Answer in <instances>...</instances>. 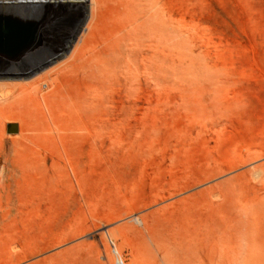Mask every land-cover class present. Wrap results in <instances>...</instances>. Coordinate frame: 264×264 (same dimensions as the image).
I'll use <instances>...</instances> for the list:
<instances>
[{"label":"rangeland","instance_id":"obj_1","mask_svg":"<svg viewBox=\"0 0 264 264\" xmlns=\"http://www.w3.org/2000/svg\"><path fill=\"white\" fill-rule=\"evenodd\" d=\"M15 1L3 24L48 8L50 42L85 15ZM89 1L76 41L0 71V264H264V0H155L132 79L92 65L120 5Z\"/></svg>","mask_w":264,"mask_h":264},{"label":"bare ground","instance_id":"obj_2","mask_svg":"<svg viewBox=\"0 0 264 264\" xmlns=\"http://www.w3.org/2000/svg\"><path fill=\"white\" fill-rule=\"evenodd\" d=\"M83 5H85L84 9V17L82 22L76 23L73 25V21L77 20L79 11L76 7H64L58 14L57 18L59 19L58 23L56 24L54 33L56 34L58 31H61L62 35L59 38H54L53 41L50 42V37L52 35L50 27L53 25L56 17L52 12H50L48 8L42 9L40 12H35L31 14V9L26 10L24 17L27 18V22L24 26V30L30 31L32 29L33 23L31 20L34 17L40 16L41 19L46 26L48 27L45 33V37L36 42V47L33 52L30 51V43H28V50L25 47L23 49L24 54L19 55L18 57L12 59L11 61H7L5 65L0 67L1 70H9L12 69L15 65L14 60H20L23 57H26L25 65L31 66L35 65L36 63L44 62L46 56L53 53L57 49L61 47L64 40L66 39L67 32L72 28L73 30L69 35L67 40L68 43L74 42L77 40L78 35L82 31V29L86 26L88 21L91 18V2L89 0H81ZM14 4H22L26 7L30 6V0H16ZM119 6V22L117 21V25L112 28V30L107 31L104 35V38L101 43V48L98 52L94 54V58L91 61L92 65H94L98 72L106 78L110 77H119L123 75L128 79L134 78L137 73L141 70V63H142V56H141V48L143 45L144 36L148 32H155L156 30V14L157 9L155 0H118ZM16 6V5H15ZM71 11L70 14L67 16L66 13ZM30 12V17H28ZM65 16L63 19L62 17ZM40 19V20H41ZM41 20V21H42ZM0 22L3 23V20L0 19ZM15 23L12 21L6 25H14L16 27L20 26L19 18L14 20ZM45 26V27H46ZM35 28V27H34ZM41 28V27H40ZM33 32V29H32ZM43 32V30H42ZM42 32H38L40 36ZM37 33V32H36ZM66 42V45H67ZM49 43V47L47 48L46 44ZM40 45L39 47H37ZM2 59H0L1 61ZM2 63V64H4ZM1 64V65H2ZM11 66V67H9ZM15 70V69H14ZM20 70V69H16ZM10 77V75L8 76ZM7 85V82L0 81V93L4 95V87ZM51 86L50 82H42L39 84L36 91L33 93L35 95L42 94L46 92ZM3 88V90H1ZM1 99V98H0ZM3 101V99H2ZM1 101V102H2ZM6 101V100H4ZM11 120V119H10ZM138 219V218H137ZM112 247L114 248V244L112 243ZM117 257V264L118 261L121 259L118 256L117 251H114Z\"/></svg>","mask_w":264,"mask_h":264},{"label":"water","instance_id":"obj_3","mask_svg":"<svg viewBox=\"0 0 264 264\" xmlns=\"http://www.w3.org/2000/svg\"><path fill=\"white\" fill-rule=\"evenodd\" d=\"M40 39L41 36L32 32V29L26 31L22 27L19 28L14 25L6 26L0 22V58L14 59L19 55L24 54V51L26 50L23 51V49L25 47L28 48V43H30V52H33L36 47L35 45H37L36 42ZM39 46L40 45L37 47ZM7 132H19V124L8 123Z\"/></svg>","mask_w":264,"mask_h":264},{"label":"built area","instance_id":"obj_4","mask_svg":"<svg viewBox=\"0 0 264 264\" xmlns=\"http://www.w3.org/2000/svg\"><path fill=\"white\" fill-rule=\"evenodd\" d=\"M118 264H124L123 260L120 259V260L118 261Z\"/></svg>","mask_w":264,"mask_h":264}]
</instances>
